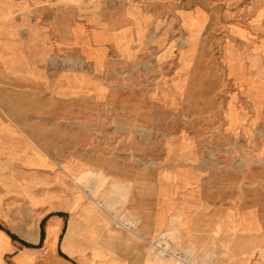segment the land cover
Returning a JSON list of instances; mask_svg holds the SVG:
<instances>
[{
  "label": "crops",
  "instance_id": "obj_1",
  "mask_svg": "<svg viewBox=\"0 0 264 264\" xmlns=\"http://www.w3.org/2000/svg\"><path fill=\"white\" fill-rule=\"evenodd\" d=\"M139 8L124 0H0V264L27 251L41 254L35 264H163L148 246L161 233L206 263L220 251L235 257L262 245L264 178L241 185L238 129L215 131L224 151L214 164L200 162L185 135L180 152L153 163L115 144L129 121L117 94L144 86L120 78L144 57ZM87 172L92 179L82 182ZM251 261L264 264V255L231 264Z\"/></svg>",
  "mask_w": 264,
  "mask_h": 264
},
{
  "label": "rangeland",
  "instance_id": "obj_2",
  "mask_svg": "<svg viewBox=\"0 0 264 264\" xmlns=\"http://www.w3.org/2000/svg\"><path fill=\"white\" fill-rule=\"evenodd\" d=\"M60 1L80 5L98 0ZM124 1L143 7L139 42L144 57L128 65L120 78L126 87H134L142 78L144 86L117 94L127 104L119 109L129 121L122 123L128 138H115V144L123 141L130 152L139 150L138 160L153 163L168 152L177 153L175 145L189 136L200 162L214 164L216 154L224 150L217 147L213 135L229 125L240 132L241 185L258 183L264 178V0ZM110 125L121 130L115 121ZM137 129L142 138H137ZM89 179L92 172L81 174L82 182ZM82 189L92 202V186ZM127 233L133 236L135 230L130 226ZM4 239L1 235L0 255L6 248ZM261 240V246L240 256L220 251L211 263L244 262L252 255L256 260L264 255V233ZM11 256L6 254L3 264H14ZM40 257L27 251L15 261L35 264ZM49 264L60 263L51 259ZM163 264L169 263L163 259Z\"/></svg>",
  "mask_w": 264,
  "mask_h": 264
},
{
  "label": "built area",
  "instance_id": "obj_3",
  "mask_svg": "<svg viewBox=\"0 0 264 264\" xmlns=\"http://www.w3.org/2000/svg\"><path fill=\"white\" fill-rule=\"evenodd\" d=\"M121 226L130 230V228L125 225ZM148 246L153 252L158 253L163 259L168 261L169 264H213L203 262L184 253L167 233H161L156 238L149 240Z\"/></svg>",
  "mask_w": 264,
  "mask_h": 264
},
{
  "label": "trees",
  "instance_id": "obj_4",
  "mask_svg": "<svg viewBox=\"0 0 264 264\" xmlns=\"http://www.w3.org/2000/svg\"><path fill=\"white\" fill-rule=\"evenodd\" d=\"M10 236H11L12 238H15V236H14V235H12V234H10Z\"/></svg>",
  "mask_w": 264,
  "mask_h": 264
}]
</instances>
